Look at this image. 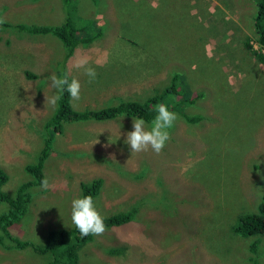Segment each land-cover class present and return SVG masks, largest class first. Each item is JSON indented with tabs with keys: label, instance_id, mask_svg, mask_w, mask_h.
I'll return each mask as SVG.
<instances>
[{
	"label": "rangeland",
	"instance_id": "1",
	"mask_svg": "<svg viewBox=\"0 0 264 264\" xmlns=\"http://www.w3.org/2000/svg\"><path fill=\"white\" fill-rule=\"evenodd\" d=\"M255 11L253 0H75L79 23L103 27L66 62L67 76L81 83L80 99H71L75 109L143 101L180 71L179 90L189 97L204 91L183 106L200 117L189 123L173 110L171 139L158 155L131 153L125 143L136 117L65 123L44 162L49 186L30 188L28 211L11 234L49 247L52 232L74 226L71 202L80 197V184L101 177L93 201L102 216L135 205L139 210L129 223L94 235L80 248L79 264H250L251 257L264 264V235L252 254L253 237L232 230L264 193V65L245 44L250 39L260 48ZM0 16L6 20L0 25V165L9 175L4 189L13 195L30 179L24 166L36 160L55 109L45 99L56 93L50 76L59 77L63 46L52 34L7 23L57 25L64 6L62 0H0ZM81 55L89 57L94 80L73 67ZM57 239L61 248L67 245ZM52 259L32 245L0 244V264Z\"/></svg>",
	"mask_w": 264,
	"mask_h": 264
},
{
	"label": "trees",
	"instance_id": "2",
	"mask_svg": "<svg viewBox=\"0 0 264 264\" xmlns=\"http://www.w3.org/2000/svg\"><path fill=\"white\" fill-rule=\"evenodd\" d=\"M64 6V18L57 25H29L24 23L10 24L17 31L29 34H52L56 36L63 46V59L58 68L59 77H64L66 73V62L73 55L76 46L79 43L88 45L92 43L103 31L102 26L95 25L94 22L79 23L76 19H81L77 14H74L75 0H62ZM96 2V0H91ZM256 6V11L253 16L254 41L260 45L259 49L252 48V41H246V48L253 55H256L259 63L264 65V0H253ZM74 5V7H73ZM69 78V76H68ZM170 80V83L154 95L149 96L143 101L123 100L115 105H110L100 108H84L75 109L71 104V97L65 91L62 98L57 102L54 111L46 119L44 124V134L42 135L43 142L41 150L35 161L25 164L24 170L30 176L29 180L20 183L12 195L4 189L5 184L9 180L8 172L0 165V203L4 208L0 212V244H3V239L12 241V247L23 248L28 245L34 246L38 251H50L53 254V259L47 264H79L80 248L91 241L94 235L81 236L75 226L71 230L66 231L61 228L59 231L52 232L49 239L52 237L50 246H43L39 249L33 242L22 240L11 234L10 228L16 222H19L24 214L28 211L29 204L32 199L30 188L35 185H41L45 179L43 167L48 155L52 152L54 135L62 133L65 123L83 122L87 120H106L113 119L120 115H127L136 118H143L145 121L152 122L156 116L155 106L160 103H166L170 110L178 111L189 123L199 120L200 115H189L183 109L184 105L193 104L195 100L204 96V91L197 90L195 96H187L188 91L181 87L178 89V82L182 78V72H175ZM71 78H69V81ZM103 186L101 177L93 178L90 181L80 184V197L91 195L93 200L100 193ZM6 206V207H5ZM138 206H132L128 210L119 211L105 217L107 228L120 226L129 223L136 217ZM236 218L237 225L232 228L233 232L246 237H253L249 242L248 249L252 254H256L260 236L264 235V193H262L259 201L256 204L255 210L250 212H242ZM61 235V240L66 242L63 248L57 245V238ZM48 239V240H49ZM47 240V241H48ZM114 251L115 248H110ZM118 251V250H117ZM250 264H262L251 257Z\"/></svg>",
	"mask_w": 264,
	"mask_h": 264
},
{
	"label": "clouds",
	"instance_id": "3",
	"mask_svg": "<svg viewBox=\"0 0 264 264\" xmlns=\"http://www.w3.org/2000/svg\"><path fill=\"white\" fill-rule=\"evenodd\" d=\"M5 22V18L0 16V25ZM73 67L76 69H84L90 81L94 80L96 77V71L89 66V57L86 55L75 58ZM50 82L51 87L56 90V93L51 97H46L45 104L55 107L65 91L70 95L72 100L78 101L80 99L81 83L77 78L73 77L69 81L67 75L64 77H57L55 74H52L50 76ZM155 110L157 114L150 126L146 124L143 118H133V130L127 133L125 140V143L130 146L131 153L151 150L158 155L163 151L166 143L171 139L168 130L173 127L174 122L178 118L176 112L170 110L166 103L157 104ZM41 186L45 189L48 188L47 179L42 181ZM71 220L81 236H100L107 230L105 217H103L95 207L91 195H84L72 200Z\"/></svg>",
	"mask_w": 264,
	"mask_h": 264
}]
</instances>
